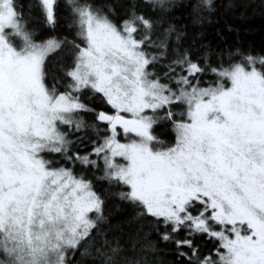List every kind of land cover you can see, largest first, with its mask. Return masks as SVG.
Returning a JSON list of instances; mask_svg holds the SVG:
<instances>
[{"label": "snow or ice", "instance_id": "6c2138e0", "mask_svg": "<svg viewBox=\"0 0 264 264\" xmlns=\"http://www.w3.org/2000/svg\"><path fill=\"white\" fill-rule=\"evenodd\" d=\"M219 8L0 0V264H264V51Z\"/></svg>", "mask_w": 264, "mask_h": 264}, {"label": "trees", "instance_id": "16d2710c", "mask_svg": "<svg viewBox=\"0 0 264 264\" xmlns=\"http://www.w3.org/2000/svg\"><path fill=\"white\" fill-rule=\"evenodd\" d=\"M27 5L28 0H22ZM228 0H217L219 12L213 16L212 23L206 26L207 39L221 46H241L257 54L264 51V12L258 8L245 11L243 9H228L224 7ZM231 28V31L228 29ZM220 33L222 39L217 37ZM163 131V129H158ZM170 134L164 133L163 138Z\"/></svg>", "mask_w": 264, "mask_h": 264}]
</instances>
